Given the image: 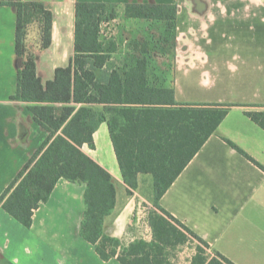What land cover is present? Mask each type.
<instances>
[{
	"label": "crops",
	"instance_id": "obj_1",
	"mask_svg": "<svg viewBox=\"0 0 264 264\" xmlns=\"http://www.w3.org/2000/svg\"><path fill=\"white\" fill-rule=\"evenodd\" d=\"M36 1L50 2L54 10L52 45L45 51L69 61L74 55L77 1L177 4L171 75L176 101L234 106L160 204L206 240L213 252L235 264H264V129L245 113L264 105V0ZM16 22V8L0 6V195L48 134L27 102L11 99L18 77ZM41 53L37 69L46 82L50 78L42 76ZM94 141L95 148L84 144L82 149L112 174L117 187L106 232L124 245L136 238L152 240L148 222L146 235L130 230L137 203L135 194L126 197L107 122L99 125ZM85 189L86 184L60 179L49 200L35 210L30 228L0 207V264H122L117 257L102 259L95 245L80 235ZM187 243L175 251L173 264H191L196 247L186 253Z\"/></svg>",
	"mask_w": 264,
	"mask_h": 264
},
{
	"label": "trees",
	"instance_id": "obj_2",
	"mask_svg": "<svg viewBox=\"0 0 264 264\" xmlns=\"http://www.w3.org/2000/svg\"><path fill=\"white\" fill-rule=\"evenodd\" d=\"M16 8L15 51L17 89L12 100L28 103L46 139L0 195V207L30 228L34 212L47 202L62 178L86 184L80 235L104 260L122 264H173L175 251L196 242L191 264H235L160 204V199L186 168L234 106L231 103H180L175 99L172 65L176 56V3H118L77 1L74 55L43 82L38 55L52 45L54 10L50 2L0 0ZM120 9L126 18L164 24L163 48L169 46L171 74L152 65L156 42L149 36L129 42L123 58L115 59L116 40L103 34ZM32 30L35 36L32 37ZM262 109L245 113L264 129ZM107 122L128 196L139 187V175L153 177V204L148 223L153 238H136L124 245L106 232V218L117 204L112 174L86 154L95 148L94 133ZM233 148L249 157L228 138ZM250 158V157H249ZM252 159V158H251ZM253 160V159H252Z\"/></svg>",
	"mask_w": 264,
	"mask_h": 264
},
{
	"label": "rangeland",
	"instance_id": "obj_3",
	"mask_svg": "<svg viewBox=\"0 0 264 264\" xmlns=\"http://www.w3.org/2000/svg\"><path fill=\"white\" fill-rule=\"evenodd\" d=\"M124 5V4H120ZM164 24L161 22H149L147 20L126 18L124 11L120 9L118 17L110 23L103 26V34L108 39L116 40L117 51L114 54L115 59L123 58L128 49L129 42L134 38H143L149 36L158 45L156 46V58L152 60V65L159 69V73L163 69H167L168 80L171 74V57L167 55L168 47L163 48L162 38L164 32ZM36 31L32 30L31 36H35ZM119 60V59H117ZM69 60L60 59L57 53L52 50L42 52L39 59L40 70L43 71L44 79H51L54 75L53 65L65 66ZM121 187L120 185L118 186ZM121 189V188H120ZM134 201L137 203L136 212L133 217L130 230L136 235H146L148 233V211L154 208L153 204V177L151 174H142L139 180V187L135 191ZM127 197V193H126ZM196 242L189 241L186 245V253H191L196 247ZM209 253H213L211 249Z\"/></svg>",
	"mask_w": 264,
	"mask_h": 264
}]
</instances>
